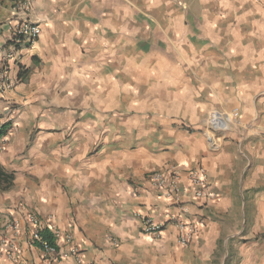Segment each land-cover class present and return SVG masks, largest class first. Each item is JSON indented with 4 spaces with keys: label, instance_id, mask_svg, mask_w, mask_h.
<instances>
[{
    "label": "crops",
    "instance_id": "crops-1",
    "mask_svg": "<svg viewBox=\"0 0 264 264\" xmlns=\"http://www.w3.org/2000/svg\"><path fill=\"white\" fill-rule=\"evenodd\" d=\"M29 16L40 35L16 47L0 95V226L35 213L82 264H264V0H32ZM180 166L205 171L204 205ZM172 168L182 214L149 182ZM176 216L196 224L186 245ZM17 241L19 264H46Z\"/></svg>",
    "mask_w": 264,
    "mask_h": 264
},
{
    "label": "built area",
    "instance_id": "built-area-1",
    "mask_svg": "<svg viewBox=\"0 0 264 264\" xmlns=\"http://www.w3.org/2000/svg\"><path fill=\"white\" fill-rule=\"evenodd\" d=\"M12 1L13 15L5 24L8 34L5 40L0 43V95H4V93L14 87L9 78V66L10 63L15 61L16 47L24 43H34L41 32L39 25L32 21L29 16L32 0ZM228 116L232 118L238 117V110H232ZM217 119V114L213 112L207 114L208 125L212 126ZM9 132V122L0 115V139L2 143L7 140ZM179 168H183L188 175L191 187H188L187 191L191 201L204 205L205 202L201 200H205L208 197V180L205 171L201 167L185 169L184 166H180ZM179 168L152 170L149 173V182L163 199L175 206L179 213L182 211L184 213L178 183ZM25 221L30 228H23L18 219L12 218L6 219L0 226V259L5 261L6 264H19L21 262V250L17 238L22 233L25 236V242L39 249L46 264H55L65 259L68 255H73L75 264L83 263L81 252L78 247L72 245L70 235H65L64 237L65 242L70 244L68 251H65L56 243L60 234L52 225L45 223L32 212L26 214ZM174 223L179 229L177 242L180 245L188 244L195 232V222L187 221L182 216H176L174 217ZM140 226L143 234L159 238L163 232L164 223L157 222L149 216H143L141 217ZM42 230H47L53 235V244L42 237Z\"/></svg>",
    "mask_w": 264,
    "mask_h": 264
},
{
    "label": "trees",
    "instance_id": "trees-1",
    "mask_svg": "<svg viewBox=\"0 0 264 264\" xmlns=\"http://www.w3.org/2000/svg\"><path fill=\"white\" fill-rule=\"evenodd\" d=\"M11 178L10 175L5 174L3 171L0 170V181H8ZM42 237L46 238L51 244H53L54 238L53 235L47 231V230H42L41 231Z\"/></svg>",
    "mask_w": 264,
    "mask_h": 264
},
{
    "label": "rangeland",
    "instance_id": "rangeland-1",
    "mask_svg": "<svg viewBox=\"0 0 264 264\" xmlns=\"http://www.w3.org/2000/svg\"><path fill=\"white\" fill-rule=\"evenodd\" d=\"M184 127H186L187 129L191 128V126H184Z\"/></svg>",
    "mask_w": 264,
    "mask_h": 264
}]
</instances>
